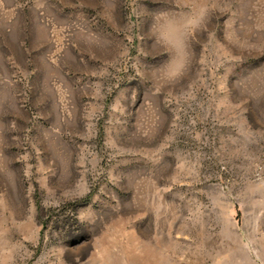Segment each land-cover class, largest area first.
<instances>
[{
  "label": "rangeland",
  "instance_id": "rangeland-1",
  "mask_svg": "<svg viewBox=\"0 0 264 264\" xmlns=\"http://www.w3.org/2000/svg\"><path fill=\"white\" fill-rule=\"evenodd\" d=\"M197 19L185 74L154 18ZM264 264V0H0V264Z\"/></svg>",
  "mask_w": 264,
  "mask_h": 264
},
{
  "label": "clouds",
  "instance_id": "clouds-1",
  "mask_svg": "<svg viewBox=\"0 0 264 264\" xmlns=\"http://www.w3.org/2000/svg\"><path fill=\"white\" fill-rule=\"evenodd\" d=\"M199 26L197 19L183 20L169 13H161L154 18L151 32L155 47L167 53L168 59L153 72L158 87L163 88L182 77L188 69L191 53L189 37ZM3 264H13L4 260Z\"/></svg>",
  "mask_w": 264,
  "mask_h": 264
}]
</instances>
